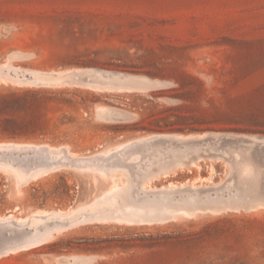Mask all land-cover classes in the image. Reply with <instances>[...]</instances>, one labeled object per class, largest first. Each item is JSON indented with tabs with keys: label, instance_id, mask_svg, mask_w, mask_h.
<instances>
[{
	"label": "rangeland",
	"instance_id": "obj_1",
	"mask_svg": "<svg viewBox=\"0 0 264 264\" xmlns=\"http://www.w3.org/2000/svg\"><path fill=\"white\" fill-rule=\"evenodd\" d=\"M0 264H264V0H0Z\"/></svg>",
	"mask_w": 264,
	"mask_h": 264
},
{
	"label": "bare ground",
	"instance_id": "obj_2",
	"mask_svg": "<svg viewBox=\"0 0 264 264\" xmlns=\"http://www.w3.org/2000/svg\"><path fill=\"white\" fill-rule=\"evenodd\" d=\"M156 135V134H155ZM172 135V134H171ZM174 135L175 134H173L172 135V137H174ZM192 135V134H191ZM153 136V135H152ZM151 135H150V137L149 138H151L152 137ZM158 136H168V134H164V135H158ZM187 137H188V135H187ZM175 138H176V136H175ZM180 138V137H179ZM146 140L148 139V137L147 138H145Z\"/></svg>",
	"mask_w": 264,
	"mask_h": 264
},
{
	"label": "water",
	"instance_id": "obj_3",
	"mask_svg": "<svg viewBox=\"0 0 264 264\" xmlns=\"http://www.w3.org/2000/svg\"><path fill=\"white\" fill-rule=\"evenodd\" d=\"M126 75H119L118 78H126Z\"/></svg>",
	"mask_w": 264,
	"mask_h": 264
}]
</instances>
